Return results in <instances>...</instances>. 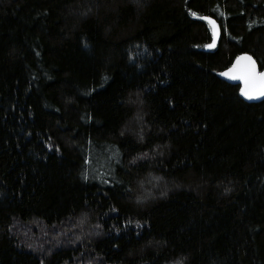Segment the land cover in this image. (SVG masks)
I'll return each mask as SVG.
<instances>
[{"label":"trees","instance_id":"trees-1","mask_svg":"<svg viewBox=\"0 0 264 264\" xmlns=\"http://www.w3.org/2000/svg\"><path fill=\"white\" fill-rule=\"evenodd\" d=\"M243 53L264 0H0V264H264Z\"/></svg>","mask_w":264,"mask_h":264},{"label":"snow or ice","instance_id":"snow-or-ice-1","mask_svg":"<svg viewBox=\"0 0 264 264\" xmlns=\"http://www.w3.org/2000/svg\"><path fill=\"white\" fill-rule=\"evenodd\" d=\"M206 19L211 20L213 24L212 43L206 45V47L214 48L216 46L218 26L211 17H206ZM223 75H231L234 79L242 80L244 87L240 91L245 97L251 99L253 95L264 96V72L257 71L256 60L252 55L244 53L241 56H237L236 62ZM85 178L87 179V177ZM225 191H230V189H225ZM178 264H183V261H179Z\"/></svg>","mask_w":264,"mask_h":264},{"label":"water","instance_id":"water-1","mask_svg":"<svg viewBox=\"0 0 264 264\" xmlns=\"http://www.w3.org/2000/svg\"><path fill=\"white\" fill-rule=\"evenodd\" d=\"M212 20H214L213 18H211ZM205 20L207 21V23L209 24V26L211 27V32H212V35H213V24H212V22H211V20H209V19H206V17H205ZM216 25L218 26V24H217V22H216ZM219 36H220V29H219V26L217 27V39H216V46H217V43H218V40H219ZM212 43V42H211ZM215 46V47H216ZM214 47V48H215ZM207 49H213V48H208L207 47ZM244 54V53H243ZM249 54V53H248ZM242 54H240L239 56H241ZM251 55V54H250ZM253 56V55H252ZM253 58L255 59V57L253 56ZM256 60V59H255ZM236 62V58H235V60L232 62V64L224 71V72H226L229 68H231L232 67V65L234 64ZM256 67H257V71L258 72H264V69H262L261 70V68H260V66H259V64H258V62H257V60H256ZM223 72V73H224ZM223 76V78L228 82V83H230V84H234V85H239L240 86V88H242V87H244V82L242 81V80H240V79H234V78H232V76L231 75H229V76H224V75H222ZM241 95H242V97L246 100V101H248V102H252V103H255V102H260V101H262V100H264V96H258V95H253V97L250 99V98H248V97H245L242 93H241Z\"/></svg>","mask_w":264,"mask_h":264},{"label":"rangeland","instance_id":"rangeland-1","mask_svg":"<svg viewBox=\"0 0 264 264\" xmlns=\"http://www.w3.org/2000/svg\"><path fill=\"white\" fill-rule=\"evenodd\" d=\"M142 193H143V191H142ZM43 230H44V229H43ZM43 230H42V231H43ZM23 231H24V230H23ZM28 231L32 232V230H30V229H28ZM24 232H25V231H24ZM25 233H27V232H25ZM42 234H43V236L46 235V234H44V232H42ZM28 235H29V233H28ZM28 235H27V236H28Z\"/></svg>","mask_w":264,"mask_h":264}]
</instances>
